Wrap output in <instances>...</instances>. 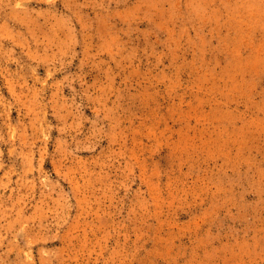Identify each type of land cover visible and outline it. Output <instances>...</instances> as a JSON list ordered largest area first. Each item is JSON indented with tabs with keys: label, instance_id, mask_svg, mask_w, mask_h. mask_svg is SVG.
<instances>
[{
	"label": "rangeland",
	"instance_id": "obj_1",
	"mask_svg": "<svg viewBox=\"0 0 264 264\" xmlns=\"http://www.w3.org/2000/svg\"><path fill=\"white\" fill-rule=\"evenodd\" d=\"M0 264H264V0H0Z\"/></svg>",
	"mask_w": 264,
	"mask_h": 264
}]
</instances>
